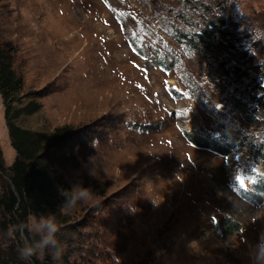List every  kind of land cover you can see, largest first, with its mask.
<instances>
[{
  "label": "rangeland",
  "instance_id": "obj_1",
  "mask_svg": "<svg viewBox=\"0 0 264 264\" xmlns=\"http://www.w3.org/2000/svg\"><path fill=\"white\" fill-rule=\"evenodd\" d=\"M177 1L0 0V43L16 52L14 67L24 78L13 105H41L17 121L41 131L67 124L85 130L65 150L63 169L73 188L93 193L88 203L64 208L84 223V235L65 243L57 236L59 259L53 249L37 256L48 251L57 264H253L264 234V198L245 193L257 197L264 156L248 145L264 142V117L251 123L234 112L226 91H237V80L215 82L200 56L177 40L174 26L189 28ZM236 2L242 39L256 38L255 30L264 36V0ZM101 34L105 49L95 43ZM116 62L131 77L118 89L96 86L98 71ZM226 126L246 137L230 142L228 154L185 134L231 141ZM0 146L11 164L16 150L1 95ZM225 216L240 228L227 233ZM39 218L31 216L30 226ZM30 229L36 242L40 234ZM24 240L0 229L2 251L19 254Z\"/></svg>",
  "mask_w": 264,
  "mask_h": 264
},
{
  "label": "trees",
  "instance_id": "obj_2",
  "mask_svg": "<svg viewBox=\"0 0 264 264\" xmlns=\"http://www.w3.org/2000/svg\"><path fill=\"white\" fill-rule=\"evenodd\" d=\"M237 3L236 0H179L176 3L177 14L189 28L176 25L174 31L178 41L200 56L201 68L208 70L215 82L223 84L226 77L237 80L240 88L237 86L238 90L232 93L230 89L226 91L229 105L234 112H239L254 123L259 122L261 116L264 117V36L255 30L256 38L242 39L240 32L244 21ZM202 53L203 56L200 55ZM206 53L211 54L214 61L205 59ZM15 55L16 52L11 53L0 43V95L4 100L11 144L16 150L14 161L7 165L0 146V229L8 227L18 235L23 234L25 243L34 244L31 216H53L62 230L57 233L58 240L69 242L75 240V235H84L79 231L84 223L73 221L71 214L62 207L73 189L63 171L66 162L64 153L71 146V140L85 130L83 126L67 124L57 126L52 131H41L25 127L17 121L23 112L35 111L41 105H13L24 86L23 75L14 67ZM224 129L231 141L219 139L216 142L213 139L202 142L187 132L185 134L193 143L228 154L230 142L237 144L246 137L236 128L226 126ZM248 147L258 156H264V142L250 143ZM253 187L257 197L250 195L248 190L250 194L245 193V196L260 202L258 198H264V173ZM21 225L29 227L21 231ZM222 226L229 234L240 228L239 222L229 216L223 218ZM81 240L84 241L83 237ZM101 242L106 244L103 240ZM31 260L30 264H57L48 251L44 257L36 255ZM23 263L18 253L0 250V264ZM64 264L70 263L65 260Z\"/></svg>",
  "mask_w": 264,
  "mask_h": 264
},
{
  "label": "clouds",
  "instance_id": "obj_3",
  "mask_svg": "<svg viewBox=\"0 0 264 264\" xmlns=\"http://www.w3.org/2000/svg\"><path fill=\"white\" fill-rule=\"evenodd\" d=\"M95 143V142H94ZM93 143V146H94ZM93 193L86 186H77L72 189V194L66 199L62 205L68 210L74 209L78 202L88 203L92 199ZM28 225H21L20 230L23 231ZM40 234V238L34 244H25L19 249V255L22 260H28L36 256L38 252L45 249H53V258L59 259L60 248L57 240V233L59 227L53 216L40 217L38 221L30 226ZM253 264H264V234L261 235L259 242L255 245V252L253 256Z\"/></svg>",
  "mask_w": 264,
  "mask_h": 264
},
{
  "label": "bare ground",
  "instance_id": "obj_4",
  "mask_svg": "<svg viewBox=\"0 0 264 264\" xmlns=\"http://www.w3.org/2000/svg\"><path fill=\"white\" fill-rule=\"evenodd\" d=\"M95 43L96 44L99 43L100 47H103L104 49L106 48V46H108V41L105 40L104 34H101V37L99 36V40H97ZM99 54H101V53H99ZM90 56L92 58L93 55H90ZM99 57H100V55H99ZM119 63H121V62L119 61ZM119 63L116 62V64H114V65H111V64L108 65V70H107L108 72L107 73H105V70L104 71L103 70L98 71L99 72L98 74H100V78L98 79V81H96L98 84L96 86H99V88H100V86L103 84L106 85L108 83H112V84H114V86L117 89L121 88L123 86V80L126 81L128 79V77L130 76V69L128 67L121 66ZM133 74L136 76V75H138V72L135 71ZM92 93H95V90H92Z\"/></svg>",
  "mask_w": 264,
  "mask_h": 264
},
{
  "label": "crops",
  "instance_id": "obj_5",
  "mask_svg": "<svg viewBox=\"0 0 264 264\" xmlns=\"http://www.w3.org/2000/svg\"><path fill=\"white\" fill-rule=\"evenodd\" d=\"M26 8H24V10H25ZM26 10H29V9H26Z\"/></svg>",
  "mask_w": 264,
  "mask_h": 264
},
{
  "label": "snow or ice",
  "instance_id": "obj_6",
  "mask_svg": "<svg viewBox=\"0 0 264 264\" xmlns=\"http://www.w3.org/2000/svg\"><path fill=\"white\" fill-rule=\"evenodd\" d=\"M243 183V181H241V184Z\"/></svg>",
  "mask_w": 264,
  "mask_h": 264
}]
</instances>
